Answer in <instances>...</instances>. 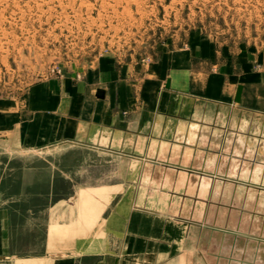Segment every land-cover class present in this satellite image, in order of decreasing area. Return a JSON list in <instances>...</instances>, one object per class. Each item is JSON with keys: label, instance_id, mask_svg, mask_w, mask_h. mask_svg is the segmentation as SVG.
<instances>
[{"label": "rangeland", "instance_id": "rangeland-1", "mask_svg": "<svg viewBox=\"0 0 264 264\" xmlns=\"http://www.w3.org/2000/svg\"><path fill=\"white\" fill-rule=\"evenodd\" d=\"M198 34L264 64V0H0V95H21L51 76L76 77L105 57L145 63ZM210 118L211 126L193 125L186 145L192 176L149 175L145 190L135 188L139 175L125 174L137 170L135 161L99 148L4 151L0 204L10 209L12 249L40 255L49 218L75 211L89 220L97 209L102 219L112 209L104 187L130 181L137 184L127 194L146 202L133 211L187 225L179 254L147 264H264V97Z\"/></svg>", "mask_w": 264, "mask_h": 264}, {"label": "crops", "instance_id": "crops-1", "mask_svg": "<svg viewBox=\"0 0 264 264\" xmlns=\"http://www.w3.org/2000/svg\"><path fill=\"white\" fill-rule=\"evenodd\" d=\"M252 61L250 55L216 46L212 38L198 34L145 63L118 64L105 57L76 77L51 76L21 95H0V158L4 151L76 143L135 161L137 170L128 167L125 174L140 176L135 186L139 190L147 189L149 175L177 178L188 173L189 178L193 163L187 161L186 148L195 137L193 125L211 126L216 119L210 116L230 107H249L264 97L258 94L264 64ZM238 85L240 100L235 101ZM131 183L104 187L108 192L102 201L112 209L102 219L97 209L89 220L79 219L75 211L49 218L40 255L12 249L10 209L0 204V264H147L179 254L187 225L133 211L146 202L127 194L137 184ZM117 192L122 194L114 198ZM89 202L97 206L98 194ZM195 213H200L198 208ZM238 238L230 242L232 248ZM227 239L224 233L223 246Z\"/></svg>", "mask_w": 264, "mask_h": 264}, {"label": "water", "instance_id": "water-1", "mask_svg": "<svg viewBox=\"0 0 264 264\" xmlns=\"http://www.w3.org/2000/svg\"><path fill=\"white\" fill-rule=\"evenodd\" d=\"M241 89H242V86L238 85L237 88H236V94H235V97H234L235 101H239L240 100ZM97 95L98 96H102L99 92L97 93Z\"/></svg>", "mask_w": 264, "mask_h": 264}]
</instances>
